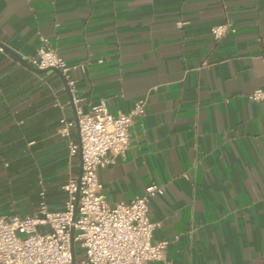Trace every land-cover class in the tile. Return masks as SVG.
I'll return each instance as SVG.
<instances>
[{
  "label": "crops",
  "instance_id": "0c3cea01",
  "mask_svg": "<svg viewBox=\"0 0 264 264\" xmlns=\"http://www.w3.org/2000/svg\"><path fill=\"white\" fill-rule=\"evenodd\" d=\"M42 39L72 67L83 113L100 99L112 114L145 102L124 157L97 178L109 203L162 187L148 217L153 241L168 243L151 264H264V100L247 97L264 91V0H0L5 217L36 213L39 182L48 209L63 210L62 187L80 171L63 80L14 56L35 55Z\"/></svg>",
  "mask_w": 264,
  "mask_h": 264
},
{
  "label": "built area",
  "instance_id": "2783aa9c",
  "mask_svg": "<svg viewBox=\"0 0 264 264\" xmlns=\"http://www.w3.org/2000/svg\"><path fill=\"white\" fill-rule=\"evenodd\" d=\"M228 29L221 24L211 29L219 41ZM28 65L60 72L70 93L78 129V142L67 141L68 155L80 154V176L70 178L63 190L67 194L64 209L50 211L39 182L38 208L33 216L5 217L0 214V264H73L70 253V229L73 228L74 264H151L164 259L166 240L153 241L155 224L148 217L149 200L162 193V187L150 184L127 201L109 203L97 178L100 168L124 157L129 146L132 119L144 114L145 102L137 100L127 112L112 114L104 99L87 113L78 106L72 69L42 39L35 55L21 58ZM252 101L264 100V91L248 94ZM59 135L68 138L74 124L60 119ZM46 226L47 232L38 227Z\"/></svg>",
  "mask_w": 264,
  "mask_h": 264
},
{
  "label": "water",
  "instance_id": "95a60500",
  "mask_svg": "<svg viewBox=\"0 0 264 264\" xmlns=\"http://www.w3.org/2000/svg\"><path fill=\"white\" fill-rule=\"evenodd\" d=\"M0 47L1 48H3V49H5V50H7L6 49V47L4 46V45H1V43H0ZM8 51V50H7ZM9 52H11V51H9ZM12 53V52H11ZM13 54V53H12ZM14 55V54H13ZM17 59H18V61L23 65V66H25V67H27L28 69H31V70H33V71H35V72H46V71H48V70H52V71H54L55 73H57L60 77H61V79L63 80V84H64V86L66 87V82H65V80H64V78L61 76V74H60V72L59 71H57V70H55V69H43V70H40V69H37V68H34V67H32V66H30V65H28L25 61H23L20 57H18L17 55H14ZM66 89H67V87H66ZM68 90V89H67ZM80 176V171H79V174H78V177ZM70 233H71V239H70V253H71V258H72V263L74 264V243H73V233H74V230H73V228H71L70 229Z\"/></svg>",
  "mask_w": 264,
  "mask_h": 264
}]
</instances>
